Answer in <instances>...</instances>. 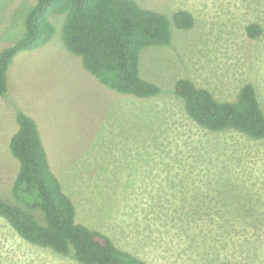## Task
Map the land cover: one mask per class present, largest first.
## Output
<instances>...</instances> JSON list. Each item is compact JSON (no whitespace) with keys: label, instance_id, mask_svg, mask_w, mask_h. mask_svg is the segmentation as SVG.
Here are the masks:
<instances>
[{"label":"rangeland","instance_id":"374dc122","mask_svg":"<svg viewBox=\"0 0 264 264\" xmlns=\"http://www.w3.org/2000/svg\"><path fill=\"white\" fill-rule=\"evenodd\" d=\"M137 1L169 19L170 44L143 48L138 63L159 94L103 85L63 45L65 16H49L52 37L15 55L0 95V196L13 202L19 162L8 144L21 110L38 125L77 222L146 264H264V137L212 132L174 92L189 78L233 101L250 83L264 111V0ZM34 3L0 0V50L23 35ZM177 10L191 13V27L175 25ZM251 24L261 28L256 37ZM0 264L80 263L25 241L0 218Z\"/></svg>","mask_w":264,"mask_h":264},{"label":"trees","instance_id":"16d2710c","mask_svg":"<svg viewBox=\"0 0 264 264\" xmlns=\"http://www.w3.org/2000/svg\"><path fill=\"white\" fill-rule=\"evenodd\" d=\"M56 14L65 16L63 45L80 56L83 67L103 85L141 98L159 94L158 85L140 76L138 63L143 48L170 44L164 13L137 0H35L25 14L23 35L0 50V95L6 92L7 71L15 55L48 42L55 31L49 16ZM172 18L179 28L193 24L187 10H177ZM247 32L256 37L261 28L251 24ZM174 92L200 126L212 132L235 130L255 139L264 137V111L252 84H243L233 101L217 100L189 78L178 79ZM15 119L17 130L8 145L19 166L11 188L13 202L0 196V218L25 241L70 255L80 264H146L101 231L76 221L75 206L50 169L35 119L21 110ZM35 210L41 211L42 219Z\"/></svg>","mask_w":264,"mask_h":264}]
</instances>
